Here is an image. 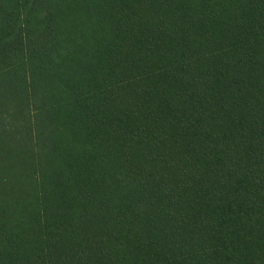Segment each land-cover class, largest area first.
Returning a JSON list of instances; mask_svg holds the SVG:
<instances>
[{
    "label": "trees",
    "instance_id": "1",
    "mask_svg": "<svg viewBox=\"0 0 264 264\" xmlns=\"http://www.w3.org/2000/svg\"><path fill=\"white\" fill-rule=\"evenodd\" d=\"M0 264H264V0H0Z\"/></svg>",
    "mask_w": 264,
    "mask_h": 264
}]
</instances>
